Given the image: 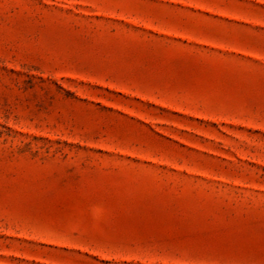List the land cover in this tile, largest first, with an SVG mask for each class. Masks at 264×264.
Masks as SVG:
<instances>
[{
	"label": "rangeland",
	"instance_id": "1",
	"mask_svg": "<svg viewBox=\"0 0 264 264\" xmlns=\"http://www.w3.org/2000/svg\"><path fill=\"white\" fill-rule=\"evenodd\" d=\"M0 264H264V0H0Z\"/></svg>",
	"mask_w": 264,
	"mask_h": 264
}]
</instances>
